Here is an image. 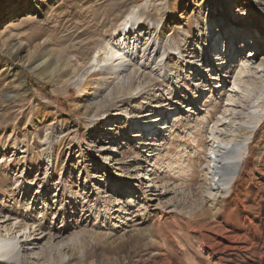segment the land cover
<instances>
[{
  "label": "rangeland",
  "instance_id": "rangeland-1",
  "mask_svg": "<svg viewBox=\"0 0 264 264\" xmlns=\"http://www.w3.org/2000/svg\"><path fill=\"white\" fill-rule=\"evenodd\" d=\"M32 1L45 3L15 26L31 1L0 0V207L23 224H41L45 235H59L47 251L55 246L60 253L26 264H146L158 254L174 264H264L263 235L249 232L254 224L264 230V127L249 145L255 154L236 193L215 216L205 198L211 130L230 104L243 60L254 58L236 55L229 69L238 41L219 60L213 42L236 34L234 26L222 33L228 16L233 25L255 22L263 45L256 59H264V26L254 20L264 0H151L140 33L160 32L166 56L147 58L131 89L109 94L97 71L86 73L85 62L119 36L115 30L130 12L142 10V0ZM235 137L226 133L221 141L233 147L243 140L241 133ZM141 159L142 167L133 163ZM153 178L154 187L146 188ZM128 196L139 207L112 216ZM221 213L229 229H241L244 242L230 258L200 250V229ZM4 233L0 229V237ZM251 243L258 247L242 251Z\"/></svg>",
  "mask_w": 264,
  "mask_h": 264
},
{
  "label": "bare ground",
  "instance_id": "bare-ground-1",
  "mask_svg": "<svg viewBox=\"0 0 264 264\" xmlns=\"http://www.w3.org/2000/svg\"><path fill=\"white\" fill-rule=\"evenodd\" d=\"M28 1L31 2L27 14H23L17 19L15 18L16 20L14 19L10 25L16 22L17 24H15V26H20L22 22H26L29 21V19L34 18L36 16L35 14L39 13V11L42 9V5H44L45 3L44 2L43 4L41 3L40 5H37L34 4L35 2L32 0ZM9 2L12 4L14 0H9ZM151 3V0H142L141 4L137 6L138 8L143 7L142 10H140L139 12H130L121 21V23L117 27V30H115L117 32H120L119 36H115L116 38L113 40H111L112 38L108 40L105 45L102 46L98 54H95L92 58H90L89 63L88 61L85 62L87 63L86 73L88 74V72H90L91 70H94V72L97 71V75L100 77L101 81H103V84L106 85L107 94L116 92L121 86L125 89H131L134 74L136 71H138V69H140L139 65L141 64V62L144 63L147 58L150 59L154 58L155 56L158 59L166 56L163 44L161 43L160 32L156 33L155 31H153L152 34L143 33V35H141L140 33V31L143 30L145 26V21H141V17L147 16L149 14V7H151ZM145 7H147V11H144ZM17 8L18 6L15 7V5L10 6V10L12 13L15 12ZM10 10L8 9V7H5L4 14L9 12ZM254 20H259L260 23H262V25L264 26V11H261L260 15L257 14ZM231 23H233V21L230 16H228V24H224L222 33H226V30L234 26L235 29H237L236 34L230 37L229 34H225L219 42H213L212 48L214 57L217 58L216 60H219V57L222 54L226 55L229 49L233 50L234 43H236L237 40L238 44L236 43L235 46H238V49H234V51H232V53H234L232 57H229L227 59V63H230L229 69L232 68L233 63L235 62V60H237L236 55H243L241 53L249 52L253 54L254 58L246 57L243 60L242 66L234 80L235 89L233 88L231 91V95L228 96V102L230 104L228 107H226L225 113L222 115V120H217L211 130L212 139L210 140L206 153V169L208 170V173L206 174V177H208V179L206 180H208V188L205 193L206 196H204L209 202L212 201L210 206L211 209L209 210V213L212 216H215L216 212L221 208L220 206L222 203L229 201L230 197H232L236 193L235 188L236 186H238L237 184L242 181L241 179L243 175H247L248 171L244 168L245 163L253 159V156L255 154L253 146L249 145L250 143H253L256 132L264 127V59H262L260 62L257 61V59H259V56L261 55L259 51H261L263 45L258 42L257 37H255V35L257 34L254 33L255 31L257 32V30H259V27L255 26V22L252 24H248L241 19L238 20V22L234 25ZM246 24H248L249 27H246ZM137 25L139 26V28L136 27ZM242 33L245 36L242 37L243 40L241 42V39H239L238 37H240ZM143 36L146 37L143 38ZM260 39H264L261 33ZM247 48L248 50H246ZM213 63L215 64L216 62ZM161 69L162 67H160L159 72L161 71ZM222 72L224 73L222 76H220V83L225 84L227 82L226 77L228 75L225 74V71ZM147 75L148 78H156V74L153 75V73H151ZM107 79L110 81H108ZM80 80L82 81V78H79L77 81ZM94 90L96 89L94 88ZM251 103L254 106L247 107ZM161 116L162 118H164L165 115L163 114ZM162 118L152 121L149 127H154L155 123L162 120ZM147 123L150 122H146V125L148 126ZM143 125L139 124L138 127H143ZM226 133H228L229 137L232 136L233 139L236 138L235 136L237 135V133H241L243 135V140L238 144H234L233 147H230L227 144H223V142L221 141ZM232 134L234 135V137ZM115 152H117V150H115ZM141 162L142 159L139 163H136V161H134L133 163L142 167ZM144 164H146V166H144L142 169H144L145 167H149V165H147V161L144 162ZM250 167H252V165ZM137 169L139 170L140 167H138ZM151 175L148 174V177H150ZM155 179L156 178H153L151 181H148L149 184L146 186V188L154 187L150 183H153V180ZM262 179L264 182V178ZM256 190L258 189H255V191ZM230 194H232V196H229ZM134 195L136 196L135 192ZM134 197L128 196L126 197V199H124V201H122L121 203L119 202L120 206L114 213H112V216L118 212L121 213L123 211H128V209L126 208L132 207V205L136 204V199H134ZM235 197V202H237L239 204V207L242 208L243 203L240 197ZM139 205L140 204H136L135 207H139ZM216 206H218V208H216ZM110 210L111 207H108L106 211L108 212ZM120 217L121 215L117 216V218ZM107 219L108 221L110 220L109 218ZM209 222L210 225L205 228H203V226L202 229H200V250L202 254L206 256H221L225 253V257L230 258L232 256V254L230 253L231 251L241 252V250H239V245L243 244L244 242H241L242 240L240 241V238L237 236L241 235V229H229V220L224 213L220 214L219 219L217 217H209ZM99 227L103 228L104 226ZM0 229L5 232L4 236L0 237V263L11 264L14 262L16 264H26L31 260H41L45 258L46 255L50 259H52L55 255L60 253V250L56 249L55 246L51 247L50 250L47 251V245L56 241V239L59 238V235H45L44 231H42L41 224H23L16 218H13L11 215L3 214L1 207ZM261 229L263 228H260L258 224H254L252 230L250 229L249 232L252 235H263V245L264 230ZM257 247L258 246L254 243H251V246L245 244L242 251L251 253ZM63 259L64 258L62 257L61 261H63ZM161 260H163L166 264H174L173 258H171V256H167L166 254L153 255L149 258V261L146 264H161Z\"/></svg>",
  "mask_w": 264,
  "mask_h": 264
}]
</instances>
